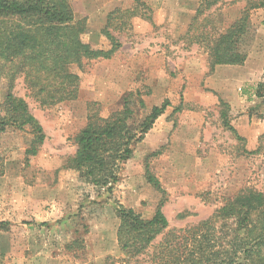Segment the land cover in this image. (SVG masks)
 <instances>
[{"label":"rangeland","instance_id":"1","mask_svg":"<svg viewBox=\"0 0 264 264\" xmlns=\"http://www.w3.org/2000/svg\"><path fill=\"white\" fill-rule=\"evenodd\" d=\"M70 1L76 20L86 21L85 42L110 50L103 34L108 30L121 47L110 60L88 62L83 69L70 66L80 76L76 101L44 105L24 78H17L13 92L28 103L46 140L26 162L30 132L8 128L0 134V223L9 224L0 232V264L121 263L127 258L117 241L120 207L151 219L165 201L169 228L185 229L242 192L264 193V104L256 97L257 84L233 89L237 104L230 106L229 122L237 137L221 118L219 100L228 96L215 86L231 75L209 71L207 49L211 37L260 0H221L210 8L212 0ZM259 11L252 10L250 20ZM246 37L264 39V20L251 22ZM7 89L0 79V104ZM126 99L133 129L153 107L166 101L169 107L134 146L117 184L111 190L95 187L66 169L77 150L74 139L89 115L108 118L123 110ZM148 175L160 182L163 193Z\"/></svg>","mask_w":264,"mask_h":264},{"label":"trees","instance_id":"2","mask_svg":"<svg viewBox=\"0 0 264 264\" xmlns=\"http://www.w3.org/2000/svg\"><path fill=\"white\" fill-rule=\"evenodd\" d=\"M219 2L209 1L208 8ZM261 8L264 0L252 4L225 32L210 38V72L217 66L244 65L247 55L241 46L251 31L250 12ZM86 30V21L76 20L70 0H0V79L8 83L0 104V134L8 128L30 132L26 162L38 155L46 135L28 103L14 94L15 82L23 77L44 105L78 100L80 76L72 73L70 66L83 69L85 63L110 60L121 47L104 30L112 48L95 49L83 39ZM196 43L200 44L199 39ZM256 97L264 104V82L258 85ZM220 105L224 125L238 137L229 122L230 106L221 99ZM168 107L167 101L153 107L138 129L131 126L133 111L127 99L123 110L108 118L89 115L86 126L74 139L77 150L66 169L95 187L111 190L119 180L121 166L131 160L134 146L144 140ZM3 174L0 151V176ZM148 182L163 193L155 177L148 175ZM164 205L165 201L160 202L151 219H144L133 209H118L117 241L127 259L111 264H264V193L242 192L208 219L185 229L169 228ZM233 224L235 230H229ZM8 229V223H0V232ZM159 237L161 241L155 243Z\"/></svg>","mask_w":264,"mask_h":264},{"label":"crops","instance_id":"3","mask_svg":"<svg viewBox=\"0 0 264 264\" xmlns=\"http://www.w3.org/2000/svg\"><path fill=\"white\" fill-rule=\"evenodd\" d=\"M260 11L254 16L252 15L251 22L253 25H257L258 22L264 20V8L259 9ZM249 42V47L244 46ZM248 48V49H247ZM242 50L247 55L246 62L242 66H217L214 70L215 75L218 76L220 71L230 73L228 79L223 80L222 83L215 85L217 91L223 95H227L228 99L226 103L229 106H233V102L237 104V99L234 97L233 89L235 86L245 85V84H257L261 83L264 76V39L261 37H244L242 42ZM209 71L210 67L208 66ZM230 97V99H229ZM223 101L225 100L222 98ZM221 99V100H222ZM220 102V100H219ZM250 117V115H249Z\"/></svg>","mask_w":264,"mask_h":264}]
</instances>
